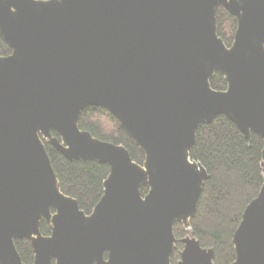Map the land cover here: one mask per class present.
<instances>
[{"label": "water", "instance_id": "obj_1", "mask_svg": "<svg viewBox=\"0 0 264 264\" xmlns=\"http://www.w3.org/2000/svg\"><path fill=\"white\" fill-rule=\"evenodd\" d=\"M220 6L238 21L231 47ZM0 36V264H25L22 239L34 264H172L175 224L190 228L209 178L190 155L199 126L226 116L264 141V0H0ZM88 107L120 121L144 165L80 128ZM44 140L110 166L91 214L62 192ZM181 242L178 264H215L192 234ZM233 242L232 264H264V185Z\"/></svg>", "mask_w": 264, "mask_h": 264}, {"label": "trees", "instance_id": "obj_2", "mask_svg": "<svg viewBox=\"0 0 264 264\" xmlns=\"http://www.w3.org/2000/svg\"><path fill=\"white\" fill-rule=\"evenodd\" d=\"M217 23L219 36L231 47L237 32V18L220 6ZM11 53L12 49L0 36V56ZM211 85L217 91L228 88L225 77L219 72L212 78ZM79 125L97 139L123 145L135 162L144 165L145 154L106 108L88 107L80 115ZM52 134L59 137L56 131ZM44 143L62 192L76 199L86 214H91L104 195L110 166L96 161L68 160L49 141L44 140ZM263 149L264 141L258 134L252 133L251 139H247L226 116H218L211 123L199 126L197 142L190 155L193 161L200 162L207 169L209 178L204 183L198 211L191 219L190 228L186 229L182 223L175 224L177 244L172 264L181 260L184 250L181 240L189 234L196 237L202 247L214 249L215 264L235 262L234 235L247 206L258 197L264 185ZM148 190L142 188L144 196ZM41 232L44 236L51 235L52 228L46 220L41 223ZM16 246L23 262L34 264L31 242L16 240Z\"/></svg>", "mask_w": 264, "mask_h": 264}, {"label": "rangeland", "instance_id": "obj_3", "mask_svg": "<svg viewBox=\"0 0 264 264\" xmlns=\"http://www.w3.org/2000/svg\"><path fill=\"white\" fill-rule=\"evenodd\" d=\"M104 125H105V126H108V128H109V125H108L107 123H104Z\"/></svg>", "mask_w": 264, "mask_h": 264}, {"label": "flooded vegetation", "instance_id": "obj_4", "mask_svg": "<svg viewBox=\"0 0 264 264\" xmlns=\"http://www.w3.org/2000/svg\"><path fill=\"white\" fill-rule=\"evenodd\" d=\"M55 212V211H54ZM48 223V222H47ZM49 224V223H48ZM50 226H51V224H49ZM51 228H52V226H51ZM52 233V232H51ZM46 236H49V235H46Z\"/></svg>", "mask_w": 264, "mask_h": 264}]
</instances>
